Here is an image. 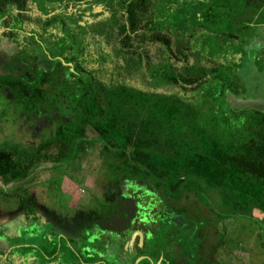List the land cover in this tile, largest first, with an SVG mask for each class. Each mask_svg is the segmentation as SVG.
Instances as JSON below:
<instances>
[{"label": "trees", "instance_id": "trees-1", "mask_svg": "<svg viewBox=\"0 0 264 264\" xmlns=\"http://www.w3.org/2000/svg\"><path fill=\"white\" fill-rule=\"evenodd\" d=\"M110 3L116 5L112 9L124 12L125 19L119 23L117 17H107L116 22L114 37L120 38L112 49L114 58L110 49L96 56L65 30H51L44 39L49 46H42L41 51L47 52V67L17 65L0 74L1 91L14 113L21 110L31 116L43 108L55 111L58 120L38 145L23 147L21 154L10 146L0 147V181L10 185L23 180L41 160L79 159L91 136L101 143L107 181L149 185L165 208L158 219L153 218L157 226L150 230L155 241L151 245L192 246L191 219L199 212L192 206L197 200L208 205V215L252 216L254 205L264 207V111L229 105L223 95L227 89L241 93L235 54L252 38L258 39L252 23L263 13L264 0ZM41 5L48 12L44 2ZM58 6L73 8L61 0ZM24 8L25 0H0V44L9 41L22 60L34 61L17 43L21 32L5 34L20 27ZM7 21L5 28L2 25ZM94 26L86 24L96 32ZM249 28L251 37L237 41L242 29ZM209 56L219 62L204 64ZM136 72H142L155 88L178 85L194 91L190 95L143 91L129 80ZM65 100L74 110L70 119L59 118ZM148 206L129 194L115 196L99 202L96 221L124 231L132 226L140 208L149 213ZM31 213V207L23 212ZM209 218L207 227L214 229L219 241L225 234L220 228L224 224H219L224 218ZM156 250L154 259L161 254Z\"/></svg>", "mask_w": 264, "mask_h": 264}, {"label": "rangeland", "instance_id": "rangeland-1", "mask_svg": "<svg viewBox=\"0 0 264 264\" xmlns=\"http://www.w3.org/2000/svg\"><path fill=\"white\" fill-rule=\"evenodd\" d=\"M61 1H67V3L73 7L72 9L64 8L65 13H71L77 20L82 19V16L79 15L81 12L77 11L78 9L75 7H80L81 4L86 5L87 2L91 1L92 5H96L93 8L98 9L101 7L98 4L102 2V0ZM39 2H45V6L47 4L48 12L42 10V5ZM58 2L59 0H25V8L22 15L26 17L25 23L34 25V28L40 29L44 24H48L47 19H49L51 23V19L48 16L54 14L52 19L55 18L54 23L56 26L52 31H61L63 28H61V21L59 19L61 17L58 16L61 13L58 8ZM74 8L75 12L73 13ZM88 9L92 8L89 7ZM263 9L261 11L263 13L261 14H264ZM25 11L26 13H24ZM99 11L98 9V12ZM92 12L94 13L95 11L93 10ZM46 13H49V15ZM261 14L258 19L255 20V23H261L264 20V16ZM57 20L60 22H57ZM9 22L10 21H7L2 26L8 28L7 24ZM253 28L255 32L259 29L256 25H254ZM242 30L244 32L239 33V38L248 40L251 37L249 34L251 29ZM19 32L20 31H17L16 28H11L6 30L5 34L17 36ZM19 39L20 43H25L26 46L28 44L30 45L27 47V50H29L31 55L34 49L39 45L38 42L35 43L33 41L30 35H18L17 41H19ZM25 44H21V47L24 46L22 51L25 50ZM42 46L46 45L43 43ZM41 51L42 50H39L37 54ZM150 54L155 55L154 52H150ZM262 55H264V52ZM38 58L39 60H43L41 55H39ZM256 58L261 59V56ZM193 59L191 55L190 61L193 62ZM202 62L210 65L213 64V62L219 61L209 56ZM260 62L262 61L260 60ZM32 63H34L32 60H22L17 53L15 44L9 41L0 44V74H4L7 70H10L8 67H15L17 65L32 66ZM237 64L236 66L240 67V70L238 68L239 72H237L239 73L238 80L241 87V93L240 89L237 93L243 96H239L235 94L234 91L227 89L223 94L225 100L232 106L257 108L264 111V65L250 67L248 60L239 61ZM136 74L129 76V80L135 84L134 86L143 91L160 94L180 92L185 95H190V93L194 91L193 89L189 90V86L186 90H183V87L178 85H165L155 88L146 81L142 72L138 75ZM204 88H207L206 84H204ZM4 96L0 88V147L7 145L15 152L21 154L23 147L25 148L30 145L36 146L44 139L42 137L47 136L49 132L51 133L58 122L57 118L54 116L56 113L53 110L47 111L43 108L41 111L31 116H28L21 110H19L18 113H14L12 109H9L14 106L6 104ZM198 100L199 99H196L195 103ZM61 103L63 104L64 113L62 112L59 118L63 117L65 119H70L74 114V110L70 105L71 102L65 100ZM47 107L49 108L51 106ZM87 140L88 142L84 144L83 153L79 159L66 157L57 162L53 160H41L37 162L31 169L29 175L23 180L10 185L3 184L0 181V252H6L9 246H18V244H20V246H28L32 244L28 246L27 249L32 250L34 258L36 257L39 259L42 257L41 260H47L44 257L51 256L54 257V259L58 258L61 262L66 263L67 261L69 263L70 258L67 247H75L77 243V246H96V250L102 251V249L99 248V241L101 240V242H104L105 239L109 240L110 237L106 236L108 235L107 233L106 235L98 234L100 237V240H98V238L96 239L95 237L96 235L93 234L97 232L95 230L96 206L99 202H105L113 199L115 196L119 197L127 194L138 197V199L140 198L142 205H149L150 209L148 214L151 220L148 221V223L151 224L152 227L157 226V223L152 219H158V215L165 208L162 207L158 197L154 195L156 193L153 191L152 187L141 184L140 182L134 183L136 185H132L129 180L107 181L103 172L104 163L103 153H101L100 149L101 143L94 141L91 136H89ZM208 195L207 193V196ZM212 197L214 196H211L210 199ZM25 203L28 204V206ZM26 207H31V209L34 208V213L29 214V216L23 214V212L26 211ZM192 208L199 209L197 216L195 215L194 219H191L194 224L191 233L194 234L193 239L195 243L192 246H186L188 248L187 251L184 250L186 253L182 251L183 246H181L180 249L174 250L176 254L174 259L180 257V260L175 264H223L224 255L226 253L224 250L227 249V246H260V258L264 259V207H257V205H254L252 216H238L236 214L220 215L218 213L217 215H208V205H204L198 200ZM210 216L212 221L214 218L219 221L224 218V221L219 224H224V227L220 226V228L225 234L223 237L221 236L222 238L219 239V241V237L214 232V229L209 226L207 227ZM41 220L43 222L38 226L37 224H39ZM198 220L201 221V224L196 225ZM144 221H147V218ZM203 223L205 226L200 227L199 225ZM12 224H15L16 229ZM10 225L12 226L10 227ZM147 228H150V225H148ZM13 231H15V233ZM156 238H161V235L158 237L156 236ZM134 239L132 241H134ZM142 240L144 241V239ZM154 243L155 241L152 240V233H150L147 235L146 242H144V246H142L143 248H131V252H126L125 250L120 263L173 264L169 256L170 253L168 254L167 252L164 253L162 261L160 258H152L154 254H158L156 249L160 251L162 249V246L151 245ZM134 244L135 242L132 244V247L135 246ZM116 246H118V250L122 249L123 251L125 249L124 246H127V240L119 239V244ZM216 247L219 248L217 252L213 251ZM15 249V253H22L25 250L19 247H15ZM80 250L81 252L84 251L83 248ZM114 252H116V248L111 251V256H115ZM129 256L131 258H127ZM28 257H30V255ZM30 258L32 259V257ZM9 259L13 260L12 257H9ZM90 259L91 258H84L87 262L90 261ZM112 261L116 263V260H110V263ZM28 263L34 264L31 260L28 261Z\"/></svg>", "mask_w": 264, "mask_h": 264}, {"label": "flooded vegetation", "instance_id": "flooded-vegetation-1", "mask_svg": "<svg viewBox=\"0 0 264 264\" xmlns=\"http://www.w3.org/2000/svg\"><path fill=\"white\" fill-rule=\"evenodd\" d=\"M67 2V1H65ZM40 3V2H39ZM45 3V2H44ZM41 4V3H40ZM90 4V6H89ZM91 1L87 2L86 5L81 4L80 7H75L77 8L79 12H81L82 19L77 20L75 19L71 13L66 14L65 13V9L63 8H59L60 10V21H61V28H63L67 35H69V37H74L76 40H78L79 42H84L86 43V49L90 52H94L95 53H107V49H110V57L114 58L113 56V51L112 49H116L117 47V40L120 39L119 37H114L116 34V22L114 20H107V17L109 16L110 18H116L118 19L119 23L123 22L124 19V12L121 13V10H115L112 9L114 5L108 4V0H102V2L100 4H98L99 6H101L100 8H98L100 11L98 12V9H94L93 7H95L96 5L93 4L92 6ZM47 6V4H46ZM92 8V9H88V8ZM75 8L73 9V13L75 12ZM95 11L94 13L92 11ZM23 10H21L20 14H19V18L21 19V24L20 27H17L16 29L19 30L21 32V34L18 35H24V36H28L30 35V31H31V35L30 37L33 38V41L36 43L38 42L39 45L34 49V52L32 53V55L30 54L29 50H27V47L30 46L28 43V45L26 46L25 43H20V39L19 41H17L18 44H25V54L33 57L34 59V63H32V67L36 64V63H40L41 65H44V67H47L48 64L47 62L44 63V58H45V54L47 52L44 51V53L40 52L37 54V52L39 50H42V44L39 42L40 38L46 39V33L50 32L51 30H54L55 25H54V20H51V23L49 22L50 20L47 19V23L48 24H44L40 29H36L34 28V25H29L25 23L26 17H23ZM26 13V11L24 12ZM50 13V12H49ZM49 13H46L49 15ZM93 14V15H92ZM111 15V16H110ZM50 17V16H48ZM64 17V18H63ZM57 20V22H60ZM114 21V22H113ZM50 23V24H49ZM90 23H95L94 29H96V32H92L88 27H86V24H90ZM26 25V26H25ZM112 26L114 28V30H112ZM86 27V28H85ZM61 29V30H63ZM86 30V31H84ZM112 33V35H111ZM133 37V36H131ZM4 43V42H3ZM11 43V42H10ZM45 45L49 46L47 43V40H44L43 42ZM83 43V44H84ZM88 44V45H87ZM24 47V46H22ZM39 47V48H38ZM41 55L43 58V60H39L38 56ZM96 55V54H95ZM97 56V55H96ZM36 61V62H35ZM138 74H140L141 72H136ZM133 83V82H132ZM133 85H135L133 83ZM146 206V205H145ZM148 208H150L148 206ZM147 210H142L140 208V214H138L136 216L135 221L133 222L132 226L130 225V227L128 229H125L124 231H117L115 228L113 227H103L102 225L98 224L97 221L96 222V231L93 234L96 235V239L98 238V240H100V237L98 236V234H103L106 235V233L108 235H106L107 237H110L109 240L105 239L104 242H101V240L99 241V248L102 249V251L96 250V246H77L78 243L76 244V246H70L67 247V251L69 254V258L70 261L69 263L66 261L65 262H61L59 261L58 258L54 259V257L48 256V257H44L47 260H41L42 257H40L39 259H37L36 257L34 258V254L32 253V250L27 249L28 246H31L32 244H29L28 246H20V244H18V246H9V250L7 252V256L5 260L11 262V263H28V261H32L34 264H95V263H100V264H124V263H120L122 261V258L124 256V251L126 250L131 252L132 249H142L144 246V242H146L147 239V235H149L151 232L150 230L153 228L151 224L148 223V221L151 220L150 215L148 214V212H146ZM147 221H144L146 220ZM153 220V219H152ZM43 221L41 220L39 222V224H37L38 226L42 223ZM141 222V223H140ZM155 222V221H154ZM13 227L16 226L15 224H12ZM10 225V227L12 226ZM146 227H144V226ZM148 225H150V228H147ZM141 232L142 235L139 234V232ZM15 233V231H13ZM99 232V233H98ZM135 233V239L134 241H131V237L133 235V233ZM92 236V235H91ZM115 236V237H114ZM114 237V238H112ZM89 238V237H88ZM93 239L95 240V238L93 237ZM119 239H126L127 240V246H124V250L122 251V249L118 250V246H116L117 244H119ZM132 239V240H133ZM137 239V241H136ZM144 239V241L142 240ZM135 242V246L132 247V244ZM139 242V245H138ZM15 247H19V248H23L25 249L22 253H15L14 251L16 250ZM57 247V246H55ZM84 249V251L81 252L80 249ZM114 248H116V252H114L115 256H111V251L114 250ZM132 248V249H131ZM181 246L176 244L175 242L173 243L172 246H162L161 249V257L159 255L158 258H160V260L162 261V258H164V253L167 252L169 254V256L171 257L170 259L173 261V264L177 263V261L180 260V257H178L177 259L175 257V249H180ZM184 250H188V248L186 246H183L182 251L183 253H186V251L184 252ZM7 251V250H6ZM91 251V253H90ZM85 252V253H84ZM2 252L1 256L4 255ZM118 253H119V257H118ZM10 254V256H9ZM90 254V256H89ZM121 254V255H120ZM30 255V257H32V259L30 257H28ZM130 255V253H129ZM181 256V255H180ZM9 257H12L13 260L11 261L9 259ZM97 257V258H96ZM185 257V256H184ZM84 258H91L90 261L87 262V260L85 261ZM108 258V259H107ZM127 258H131L130 256ZM110 260H116V263H113V261L110 263ZM92 261V263H91ZM29 264V263H28Z\"/></svg>", "mask_w": 264, "mask_h": 264}, {"label": "crops", "instance_id": "crops-1", "mask_svg": "<svg viewBox=\"0 0 264 264\" xmlns=\"http://www.w3.org/2000/svg\"><path fill=\"white\" fill-rule=\"evenodd\" d=\"M255 22L256 21H254L252 25L253 26L256 25L259 27V29L257 30L258 39H256V37L252 38L250 44H248L246 47H243L242 52L236 53L235 55L236 64L239 63V61L248 60L250 67L253 66L258 67L264 65V55H262L264 52V20L261 23H255ZM236 40L240 41L243 39H240L238 34V38ZM259 56H261V59L256 58ZM260 60L262 62H260ZM236 68L237 69L239 68L240 70V67L236 66ZM239 96H243V95L239 94ZM8 250L5 253H3L4 255L2 256L1 253L4 251L0 252V264H12L11 262L5 260L7 259L6 256ZM218 250L219 248L216 247L214 248L213 251L217 252ZM224 251L226 253L224 255L223 264H264V259L260 258L261 256L259 252L261 251L260 246H227V249Z\"/></svg>", "mask_w": 264, "mask_h": 264}, {"label": "water", "instance_id": "water-1", "mask_svg": "<svg viewBox=\"0 0 264 264\" xmlns=\"http://www.w3.org/2000/svg\"><path fill=\"white\" fill-rule=\"evenodd\" d=\"M138 232H139L140 235H142L140 231H138ZM135 233H136V232L133 233V235H132V237H131V241H132V239H133Z\"/></svg>", "mask_w": 264, "mask_h": 264}]
</instances>
